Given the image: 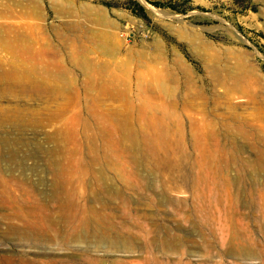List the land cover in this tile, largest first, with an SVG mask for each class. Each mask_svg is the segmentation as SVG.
<instances>
[{"label": "rangeland", "instance_id": "rangeland-1", "mask_svg": "<svg viewBox=\"0 0 264 264\" xmlns=\"http://www.w3.org/2000/svg\"><path fill=\"white\" fill-rule=\"evenodd\" d=\"M159 1L0 0V264H264V0Z\"/></svg>", "mask_w": 264, "mask_h": 264}, {"label": "bare ground", "instance_id": "bare-ground-1", "mask_svg": "<svg viewBox=\"0 0 264 264\" xmlns=\"http://www.w3.org/2000/svg\"><path fill=\"white\" fill-rule=\"evenodd\" d=\"M225 79V78H224ZM225 84V83H224ZM223 84V85H224ZM242 85V84H241ZM240 85V86H241ZM244 85V84H243ZM232 88L236 89V88H240L237 85H233L231 86ZM254 87H251V89ZM242 89V88H241ZM238 90V89H237ZM255 90V88H254ZM232 92V89L229 90V93ZM258 93V91H255ZM247 93V92H246ZM253 94V93H252ZM259 94V93H258ZM60 181V180H59ZM12 187V186H11ZM99 201V200H98ZM103 201V200H102ZM101 204V203H100ZM77 207V206H76ZM97 207V206H96ZM95 207V208H96ZM97 209V208H96ZM102 209V208H101ZM44 209L39 208V210H35L34 213H41L38 214L37 216L34 217V219L29 222L28 224H25L24 227L20 226V225H16L13 223H7L6 227L4 228L5 231L4 233L7 235H12L14 233H19L21 236L27 237V238H36L39 239L41 238V236H44L48 233V231L52 228L55 227L56 225L59 224L60 220L65 219V221H72L74 219L73 217V213L69 212V213H63L61 212L58 216H54L53 214H50L49 212H44ZM72 211V210H71ZM76 211V210H75ZM75 214V213H74ZM85 216V215H84ZM79 218V217H78ZM81 220V219H80ZM79 221V220H78ZM75 222V221H74ZM81 223V222H80ZM104 224V223H103ZM74 226V225H72ZM81 227V226H80ZM88 227V226H87ZM56 232H62V230H60V226H56L55 228ZM70 230V229H69ZM68 233V232H67ZM72 233V232H71ZM71 235V234H70ZM77 235V234H76ZM23 240V239H22ZM69 240V239H68ZM64 244V243H63ZM22 246V245H21ZM27 246V245H26ZM15 250V249H14ZM20 252V251H19ZM32 253V252H31ZM44 253V252H43ZM28 254V253H27ZM26 254V255H27ZM40 254V253H39ZM19 255V254H18ZM25 255V254H24ZM42 256V255H40ZM45 257V256H44ZM52 257V256H50ZM59 256H53L52 260L57 261ZM49 258V257H48ZM60 258V257H59ZM47 259V257H46ZM19 260V259H18ZM39 260V259H38ZM37 260V261H38ZM41 260V259H40ZM51 260V261H52ZM60 260V259H59ZM33 261V260H31ZM36 261V262H37ZM63 261V260H62ZM38 263V262H37ZM46 263V262H44ZM52 263V262H51ZM48 264V263H47ZM50 264V263H49ZM62 264V263H60Z\"/></svg>", "mask_w": 264, "mask_h": 264}, {"label": "trees", "instance_id": "trees-1", "mask_svg": "<svg viewBox=\"0 0 264 264\" xmlns=\"http://www.w3.org/2000/svg\"><path fill=\"white\" fill-rule=\"evenodd\" d=\"M154 2H155V3H158V4H165V3H162V1H159V0H154ZM136 4H137V7H135L134 10H135L136 12L140 13V14H146V13H145V10H144V9H145L144 6H143L141 3H139V2H137ZM172 6H173L174 8H178V7H177L176 5H174V4H173Z\"/></svg>", "mask_w": 264, "mask_h": 264}]
</instances>
